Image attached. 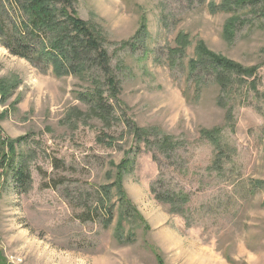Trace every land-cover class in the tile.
Instances as JSON below:
<instances>
[{"label":"rangeland","instance_id":"1","mask_svg":"<svg viewBox=\"0 0 264 264\" xmlns=\"http://www.w3.org/2000/svg\"><path fill=\"white\" fill-rule=\"evenodd\" d=\"M221 1L74 0L115 96L95 51L57 75L0 42V160L18 139L28 176L0 179V262L264 264V0L212 11ZM198 40L253 75L219 80ZM122 161L132 206L110 187Z\"/></svg>","mask_w":264,"mask_h":264},{"label":"trees","instance_id":"2","mask_svg":"<svg viewBox=\"0 0 264 264\" xmlns=\"http://www.w3.org/2000/svg\"><path fill=\"white\" fill-rule=\"evenodd\" d=\"M249 0H222L220 4L210 3L212 11L217 9L230 10L232 6L248 3ZM74 0H0V42L13 55L26 58L29 62L44 58L57 75L68 74L71 58H78L83 50L95 51L97 65L103 71L110 93L115 96L118 84L109 66V58L102 47L101 32L95 26L88 24L78 17L73 6ZM236 16L229 17L223 26L226 38L233 35ZM136 33L147 34L145 23L142 22ZM179 34L177 40L186 39ZM180 46V44H178ZM197 60H205L216 68L217 78L221 80L223 73L252 76L255 68L245 67L220 53L210 50L202 40L194 46ZM195 66L197 61L190 60ZM144 133V132H143ZM4 140L7 153H2L0 160V179L6 184L10 175L17 180L28 179L22 168L14 167L15 145L17 141ZM122 161L118 167L115 180L110 187H114L115 196L120 206H132L131 201L122 186ZM107 192L108 189H103ZM159 200L174 201L171 197H160ZM103 202H108L103 198ZM135 209V207H133ZM0 264H3L1 261Z\"/></svg>","mask_w":264,"mask_h":264}]
</instances>
